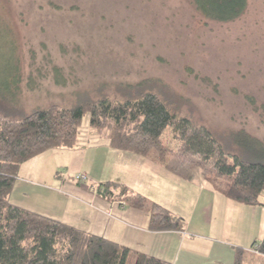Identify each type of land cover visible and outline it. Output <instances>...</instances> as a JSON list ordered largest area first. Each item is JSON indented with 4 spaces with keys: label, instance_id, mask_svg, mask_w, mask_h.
<instances>
[{
    "label": "rangeland",
    "instance_id": "1",
    "mask_svg": "<svg viewBox=\"0 0 264 264\" xmlns=\"http://www.w3.org/2000/svg\"><path fill=\"white\" fill-rule=\"evenodd\" d=\"M14 70L18 90L8 78ZM4 77L0 109L8 104L17 116L52 104L135 98L129 87L144 83L143 92L163 96L170 111L242 155L235 145L242 129L264 142V0H247L240 19L225 24L202 19L189 0H0ZM80 126L77 140L101 138L87 116ZM41 161L29 172L48 170Z\"/></svg>",
    "mask_w": 264,
    "mask_h": 264
},
{
    "label": "trees",
    "instance_id": "2",
    "mask_svg": "<svg viewBox=\"0 0 264 264\" xmlns=\"http://www.w3.org/2000/svg\"><path fill=\"white\" fill-rule=\"evenodd\" d=\"M189 3L202 19L219 24L236 22L247 10V0ZM8 78L18 90V72ZM146 85L129 87L137 96L120 101L105 97L72 107L52 104L24 116L8 104L0 109V264H166L10 203L22 165L52 149H74L86 116L90 132L113 149L143 156L181 178L192 179L193 170H200L218 194L264 208V142L242 129L235 141L242 155L228 152L209 128L170 111L163 96L143 92ZM93 189L106 202L146 212L152 233L182 232L183 219L125 185L100 183ZM249 252L264 258V236ZM244 255L237 249L234 264H245Z\"/></svg>",
    "mask_w": 264,
    "mask_h": 264
},
{
    "label": "crops",
    "instance_id": "3",
    "mask_svg": "<svg viewBox=\"0 0 264 264\" xmlns=\"http://www.w3.org/2000/svg\"><path fill=\"white\" fill-rule=\"evenodd\" d=\"M38 157L49 169L29 172L30 163H39L32 158L22 165L9 197L13 206L166 264H234L237 249L245 259L260 256L249 249L264 236V208L232 202L201 173L178 177L143 156L113 149L104 139L79 138L72 150L52 149ZM109 182L183 219L182 232L152 233L146 212L98 198L93 186Z\"/></svg>",
    "mask_w": 264,
    "mask_h": 264
}]
</instances>
